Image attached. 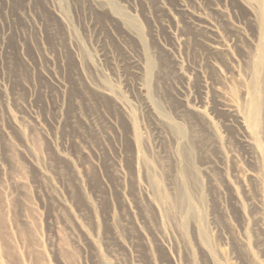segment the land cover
Wrapping results in <instances>:
<instances>
[{
	"label": "rangeland",
	"instance_id": "rangeland-1",
	"mask_svg": "<svg viewBox=\"0 0 264 264\" xmlns=\"http://www.w3.org/2000/svg\"><path fill=\"white\" fill-rule=\"evenodd\" d=\"M263 58L264 0H0V264H264Z\"/></svg>",
	"mask_w": 264,
	"mask_h": 264
},
{
	"label": "bare ground",
	"instance_id": "bare-ground-1",
	"mask_svg": "<svg viewBox=\"0 0 264 264\" xmlns=\"http://www.w3.org/2000/svg\"><path fill=\"white\" fill-rule=\"evenodd\" d=\"M258 69H264V58L261 59V61L259 62ZM178 132L182 133L183 131H182V129L178 128ZM183 172H184V170L182 171V173ZM185 198L188 199V195H187V197L185 196Z\"/></svg>",
	"mask_w": 264,
	"mask_h": 264
}]
</instances>
